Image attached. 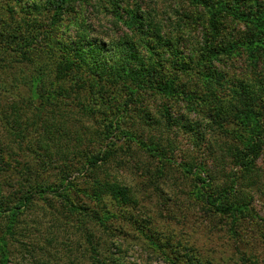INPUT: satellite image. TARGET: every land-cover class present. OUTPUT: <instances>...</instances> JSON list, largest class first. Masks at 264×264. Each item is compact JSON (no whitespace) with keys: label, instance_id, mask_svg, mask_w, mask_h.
<instances>
[{"label":"trees","instance_id":"1","mask_svg":"<svg viewBox=\"0 0 264 264\" xmlns=\"http://www.w3.org/2000/svg\"><path fill=\"white\" fill-rule=\"evenodd\" d=\"M7 1L0 7V68L15 67V63L32 66L28 80L24 74H13L15 87L27 86V100L34 107L32 115L47 108L49 112L53 107L66 111L73 102L81 114L91 119L102 117L103 126L97 135L103 138L88 139L85 147L78 138H41L40 145L36 144L38 155L32 159L31 172L23 182L21 198L14 206L0 208V218H6L4 228L9 235L1 238L3 245L13 242L20 219L36 197L60 205L66 202L70 217L77 218L80 226L86 225L85 217L93 211L80 194L95 200L99 210L107 208L106 196H112L122 209L136 207L140 202L138 191L101 178L99 170L110 158L112 163L118 161L119 152H128L132 142L151 154L166 150L163 142H145L136 124L126 129L121 124L134 113L145 124L158 121L149 105V99H154L162 101L160 112L166 123L184 125L185 118L180 115L176 119L171 111L176 102L194 97L185 82L192 76L198 77L201 88L198 112L221 131L239 139L232 155L234 166L248 178L258 172L257 162L264 157V0H183L191 10L173 11L175 22L171 16L169 20L165 18L166 11L161 14L154 0H136L132 6L125 5V0ZM16 9L20 13L14 15ZM92 9L111 15L108 17L121 22L127 31L111 42L100 38L90 22ZM9 15L12 25L6 21ZM111 23L116 26L114 20ZM241 59L248 61L247 69L238 76L235 66ZM114 129L129 141L111 150L116 145L109 142ZM96 143L106 150L96 149ZM198 165L190 160L183 169L196 176L198 190L194 198L207 219L213 223L225 220L240 245H245V231L252 235L248 227L252 223L250 231L264 239L260 231L264 223L260 224L249 212L252 196L237 195L233 185L222 186L213 176L202 178L209 170ZM146 167L141 183L145 186L149 179L152 184L155 177L158 182L162 170ZM73 171L82 175L83 181L73 178ZM51 172L57 177L53 187ZM117 214L108 208L103 221ZM130 219L144 231L138 217ZM90 228L81 232L89 241L91 263L108 264L101 258ZM149 229L156 236L153 244L160 248L163 244L158 228L153 225ZM170 242L171 264H216L197 252L182 254L172 237L166 243ZM0 252L5 256L1 264H7L11 258ZM115 255L111 264H127L121 255Z\"/></svg>","mask_w":264,"mask_h":264},{"label":"rangeland","instance_id":"2","mask_svg":"<svg viewBox=\"0 0 264 264\" xmlns=\"http://www.w3.org/2000/svg\"><path fill=\"white\" fill-rule=\"evenodd\" d=\"M135 1L124 2L125 5L132 6ZM6 2L8 1L0 0V7ZM154 2L161 14L166 11L165 18L169 20L171 16L173 22L177 18L173 11L191 10L183 0ZM10 6L8 5L6 9L9 10ZM19 11L20 9H16L14 15L20 13ZM90 12L93 16L91 24L105 41H114L127 31L121 22L108 17L111 15L103 14L101 11L97 13L95 9ZM111 20L116 22V26ZM6 21L13 24L11 15ZM247 63L246 59L236 61V75L239 76L247 69ZM262 67L264 68V63ZM32 72L31 65L21 63H15V67L0 68V208L14 206L21 198L23 182L28 177V172H31L29 167L32 166V159L38 155L36 150L42 141L41 138H78L83 147L88 139L103 138L97 135L103 126L100 124L103 122L102 117L91 119L81 114L80 107H76L73 102L66 111L53 107L49 112L48 108L39 110L33 116L34 107L32 102L27 100L29 93L25 90L27 86L13 85L14 73L21 76L24 74L28 80ZM185 82L187 88L194 92V97L176 102L177 106L176 103L173 104L175 110L171 111L174 118L177 119L180 115L185 118L184 125L173 121L170 124L166 123L160 112L163 103L154 99H149V105L158 121L151 120L145 124L144 120L138 119L133 112V117L127 118L121 124L123 129L133 128L136 124L145 142L151 144L163 142L166 150L161 154H151L138 143L132 142L128 152H119L118 161L112 163L110 158L107 165L99 170L101 178L106 177L122 187L132 188L133 192L138 191L139 204L136 207L122 209L117 206L112 196H106L107 208L99 210L95 200L80 194L93 208L89 217H85L86 225L91 227L89 231L94 233L93 242L98 246L101 258L108 264L112 263L114 254L121 255L127 264H171L169 256H173L170 250L173 243H166L169 237H172L176 248L180 246L182 254H186L187 251L197 252L203 258L213 259L216 264H264V239L250 231L253 223L248 226L252 235L245 231L243 243L245 245H240V240L235 242L236 237L230 233V226H226L228 224L225 220L213 223L207 219L205 210L194 198L195 189L198 190L196 176L187 174L183 169L184 164L192 160L199 164L198 166L208 168L209 173L202 178L208 180L213 176L215 182L222 186L233 185L237 195L244 193L252 196L249 212L263 224L264 157L257 162L258 172L251 178H248L238 166L235 167L232 155L234 151L236 152V142L239 139L231 132L221 131L208 117L198 112V90H201L198 86V77L192 76ZM45 112L46 117L43 116ZM112 132L109 142L113 141L116 145L111 150L118 144L129 141V137L124 136L122 132L115 129ZM96 145V149L106 150V147L101 148L97 143ZM146 166L155 169L158 167L162 174L158 182L155 177L154 183L150 184L148 179L144 186L141 183V173L148 168ZM75 171L73 178L77 177L83 181L82 175ZM54 174L55 172L49 174L52 187L57 182ZM199 181L202 183L201 179ZM39 199L36 197L35 203L28 205L27 211L20 219V228L15 239L13 242L8 241L7 245H3L1 241V238L7 235L4 228L6 218H0V250L11 258L7 264H92L89 241L81 232L87 230V226H80L77 218L70 217L66 202L60 205L57 201L44 202ZM108 208L109 212L119 214L114 217L109 215V219L103 221ZM130 217H138L145 227L143 232L139 230L141 227L138 226L139 223H132L133 219ZM153 225L158 228V236L162 238L160 242L163 245L160 248L152 242L156 236L148 231ZM260 231L264 234V226ZM1 254L2 252L0 264L1 259L5 258Z\"/></svg>","mask_w":264,"mask_h":264}]
</instances>
